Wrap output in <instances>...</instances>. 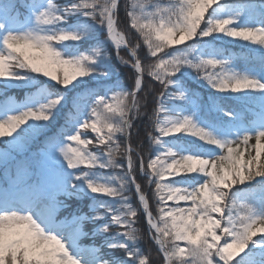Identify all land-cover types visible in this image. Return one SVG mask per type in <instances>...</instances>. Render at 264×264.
<instances>
[{"label": "snow or ice", "instance_id": "1", "mask_svg": "<svg viewBox=\"0 0 264 264\" xmlns=\"http://www.w3.org/2000/svg\"><path fill=\"white\" fill-rule=\"evenodd\" d=\"M120 8L121 0H0V264H153L138 246L140 215L163 264H264V0H123L127 27L154 58L147 65L119 29ZM225 37L248 42L259 68L237 67L211 46ZM109 47L130 69V88ZM145 75L161 85L146 163L131 143L152 91ZM187 77L258 109L241 117L213 101L210 111L229 119L202 118ZM11 88L27 89L25 99L11 101ZM61 113L64 124L13 174V151ZM83 199L88 212L68 203Z\"/></svg>", "mask_w": 264, "mask_h": 264}, {"label": "trees", "instance_id": "2", "mask_svg": "<svg viewBox=\"0 0 264 264\" xmlns=\"http://www.w3.org/2000/svg\"><path fill=\"white\" fill-rule=\"evenodd\" d=\"M58 2L63 3L64 0H58ZM118 15H119V29L122 32H124L126 38L129 41L130 46L134 47L139 42L141 46L138 50V54L141 58L142 63L145 65L151 63L154 58L147 57V50L143 46L142 41L139 40L138 34L135 32V30H131L127 27L126 14L123 8V0H121V8L119 10ZM246 44H248V42L242 41L238 38L233 39V38L225 37L223 39H218L216 41H213L211 43V46L218 48L221 52H224L225 54L230 53L233 57L234 62H237L240 60H246V61L248 60L252 63L257 62L259 64V54L253 53L250 50V46ZM84 47H87V45H85ZM107 51L111 55L112 63L114 67L117 69L118 76H119L121 83L124 84L126 88H130L132 84V81L129 79V77L131 76L130 69L128 67H124L123 65H121L120 61L116 59L115 52L113 51L111 47H109ZM120 54L124 57V59H129L126 51H121ZM193 75H195V73H193ZM113 79H116V75L113 76ZM144 82L146 86L151 84L152 91L147 96L146 108L143 105V101H142V107H141L142 116L141 118L134 121L133 134L131 136V143L133 144L134 147L137 144H140L139 150L142 152V154H144V159L146 163L149 156L155 155V152H151V153L149 152L151 145L147 139L146 130L148 131L152 130V124L150 123L149 117L153 115V110L156 106L155 97L159 94V91L161 90V85L156 81L150 80V78H148L146 75H145ZM186 86L199 98V100L203 99V101L201 102L203 103L205 102V104L208 105L209 109L213 101L220 103L223 106L225 111H233L239 114H243L247 112V110L254 108L253 106H255L254 103L239 100L236 97H234L232 94L217 93L215 90L207 87L204 84L198 83L196 80H193L191 77L186 78ZM27 91H28L27 89H22V88H11L9 89L8 95L13 99H16L18 101H23L25 99V95ZM144 95L145 94L143 92L140 93L141 97H144ZM2 98H5V97L3 95H0V100H2ZM145 111H147L148 115H143ZM210 112L212 114L222 115L223 117L221 120L227 121L229 119L228 117H225L223 113H217L214 110ZM64 122H65V118H64L63 113H61V115L58 116L57 119L51 124V126L48 129H45L43 133L38 134L35 139L29 140L28 143L23 148L13 151L12 155L14 157V160L12 161V164L10 165V169L13 172V174L15 173V164L17 162H24L27 160L35 159V156L37 153L36 148L41 147L42 142L45 140V137L51 136V134L53 132H56L60 128V126L64 124ZM153 134L155 135L156 133H153ZM87 137L92 140L95 139L94 135L90 131L87 133ZM92 150L95 151V149H92ZM134 160L136 161V166H137V171H138L139 160L135 156H134ZM3 173H5V170H4L3 164H0V175ZM3 177H1L2 180L0 181V187H3V183L5 179ZM137 178H138V181L141 183L142 187L144 188V190L148 192L149 204L153 210V214L155 215L156 205L152 197V191L151 189L147 187L146 179L141 178L139 176ZM152 187L154 188L155 186L153 185ZM126 194L132 197L131 202L133 206L136 207L138 202L135 199L133 189H131ZM61 199H63V197H61ZM97 199L98 200H109L110 198L98 194ZM68 203L72 205L73 209L76 208L78 205L81 209H83L84 212H88L87 205L90 203V201L88 199L69 200ZM171 203L172 202H169V204ZM181 203L183 206V202ZM65 215H67V210H61V212L58 213V217L61 219ZM134 226L139 230L141 234V240L138 244L141 250L144 251L145 253H148L150 251L153 264H163L162 255L158 252L157 247L152 243V241L150 240L148 236L146 223H145V219L143 215H140L139 220ZM91 227L92 226L90 224L85 225V230L86 231L90 230ZM115 230L116 229L114 228L113 231ZM80 243L83 245H87V244L92 243V241L89 239L82 238L80 240ZM96 243L97 244L100 243L99 239H97Z\"/></svg>", "mask_w": 264, "mask_h": 264}, {"label": "rangeland", "instance_id": "3", "mask_svg": "<svg viewBox=\"0 0 264 264\" xmlns=\"http://www.w3.org/2000/svg\"><path fill=\"white\" fill-rule=\"evenodd\" d=\"M249 44V43H248ZM248 44H246V45H248ZM235 63V65L237 66V67H241V68H243V67H257L256 66V64H254V63H251V62H249V61H246V60H240V61H237V62H234ZM258 68V67H257ZM234 97H236L237 96V94H232ZM239 100H242V101H246V102H254V101H252V100H245V99H239ZM11 101H15V102H21V101H18V100H16V99H13V98H11ZM11 101H9V102H11ZM201 101H203V99L202 100H200V106H201V108H200V114H201V117L202 118H210V119H222V115H220V114H215V115H213V114H211V112H210V109H209V107H208V105H206L205 104V102L203 103V102H201ZM5 102V98H2V100H0V104H2V103H4ZM255 103V105H257L256 104V102H254ZM253 111H251V113H252ZM245 115V114H244ZM246 116V115H245ZM0 139H3V138H0ZM250 143H254V140L253 141H250ZM6 146L4 145V144H0V150H3L4 148H5ZM40 147H37L36 148V150H38ZM247 155V154H246ZM2 176H5V173H3V174H1L0 175V180L2 179L1 177ZM83 245V244H82Z\"/></svg>", "mask_w": 264, "mask_h": 264}, {"label": "water", "instance_id": "4", "mask_svg": "<svg viewBox=\"0 0 264 264\" xmlns=\"http://www.w3.org/2000/svg\"><path fill=\"white\" fill-rule=\"evenodd\" d=\"M121 50H125L126 52H127V50L126 49H121ZM133 191H134V189H133ZM146 227H147V225H146ZM151 239V238H150Z\"/></svg>", "mask_w": 264, "mask_h": 264}]
</instances>
